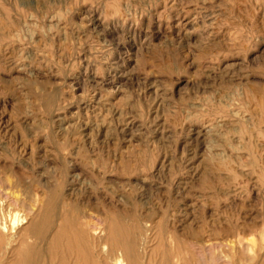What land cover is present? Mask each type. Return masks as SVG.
<instances>
[{"label": "rangeland", "instance_id": "obj_1", "mask_svg": "<svg viewBox=\"0 0 264 264\" xmlns=\"http://www.w3.org/2000/svg\"><path fill=\"white\" fill-rule=\"evenodd\" d=\"M58 185L198 264L260 262L264 0H0V196Z\"/></svg>", "mask_w": 264, "mask_h": 264}, {"label": "bare ground", "instance_id": "obj_2", "mask_svg": "<svg viewBox=\"0 0 264 264\" xmlns=\"http://www.w3.org/2000/svg\"><path fill=\"white\" fill-rule=\"evenodd\" d=\"M71 178L78 179L76 175ZM69 194L63 193L61 185L50 187L38 211L0 196V264H198L197 253L180 257L181 234L170 233L177 244L167 247L160 224L146 220L142 227L136 215L112 197L108 201L88 195L72 199ZM157 237L151 252L161 249L158 259L147 253ZM192 240L201 248L198 238ZM244 244L240 239H223L219 246L225 262L236 248L245 249ZM257 264H264V258Z\"/></svg>", "mask_w": 264, "mask_h": 264}]
</instances>
